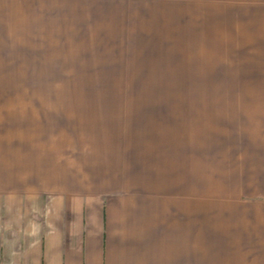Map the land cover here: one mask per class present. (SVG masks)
<instances>
[{"label": "crops", "instance_id": "obj_1", "mask_svg": "<svg viewBox=\"0 0 264 264\" xmlns=\"http://www.w3.org/2000/svg\"><path fill=\"white\" fill-rule=\"evenodd\" d=\"M51 26L197 43L205 0H0V58L28 57ZM7 101L0 264H206L264 251V99L116 102L53 121L49 144L44 109Z\"/></svg>", "mask_w": 264, "mask_h": 264}, {"label": "rangeland", "instance_id": "obj_2", "mask_svg": "<svg viewBox=\"0 0 264 264\" xmlns=\"http://www.w3.org/2000/svg\"><path fill=\"white\" fill-rule=\"evenodd\" d=\"M89 31L46 27L43 48L39 43L28 57L0 58V88L14 89L1 91L13 97L2 96L0 107L9 99L14 112L27 101L38 104L48 144L53 121L105 114L116 110L107 106L116 102L264 99V0H205V28L197 43L143 42L148 37L138 35L112 42L100 30ZM182 84L204 89L182 90ZM166 109L174 114L180 107ZM220 254L235 258H206V264H264L260 250Z\"/></svg>", "mask_w": 264, "mask_h": 264}]
</instances>
